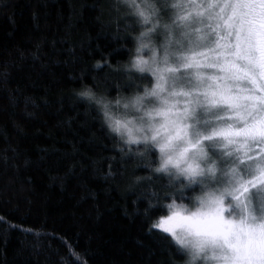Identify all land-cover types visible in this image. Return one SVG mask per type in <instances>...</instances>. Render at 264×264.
Masks as SVG:
<instances>
[{
    "label": "trees",
    "instance_id": "16d2710c",
    "mask_svg": "<svg viewBox=\"0 0 264 264\" xmlns=\"http://www.w3.org/2000/svg\"><path fill=\"white\" fill-rule=\"evenodd\" d=\"M118 3L0 0V71L8 68L0 76V264L190 260L148 232L145 209L159 203L152 192L192 205L201 189L184 190L190 202L179 198L180 184L162 188L168 181L153 179L166 175L153 171L158 151L152 163L142 143L125 145L102 106L78 96L88 86L122 104L152 83L130 66L143 29L129 26ZM134 177L143 183L133 185Z\"/></svg>",
    "mask_w": 264,
    "mask_h": 264
},
{
    "label": "snow or ice",
    "instance_id": "6c2138e0",
    "mask_svg": "<svg viewBox=\"0 0 264 264\" xmlns=\"http://www.w3.org/2000/svg\"><path fill=\"white\" fill-rule=\"evenodd\" d=\"M120 7L129 26L143 29L130 66L154 78L124 103L142 115L118 118L88 86L78 96L101 105L108 127L129 147L142 143L152 163L158 149L153 171L166 175L153 179H166L162 188L180 184L179 198L190 202L184 190L202 192L191 208L177 204L175 192H152L159 203L145 209L148 232L186 249V264H264V0H119ZM144 49L151 55H140ZM7 74L5 64L0 76Z\"/></svg>",
    "mask_w": 264,
    "mask_h": 264
},
{
    "label": "rangeland",
    "instance_id": "374dc122",
    "mask_svg": "<svg viewBox=\"0 0 264 264\" xmlns=\"http://www.w3.org/2000/svg\"><path fill=\"white\" fill-rule=\"evenodd\" d=\"M171 2V0H169ZM151 47V46H150ZM140 55H143V56H150L151 55V52L148 50V49H145L144 53L140 54ZM151 74V73H150ZM154 82V78H152V83ZM151 87V84L149 86V88ZM143 93V91H142ZM141 93V94H142ZM125 103V102H124ZM124 103L120 104V105H116L115 103L114 104H111L109 105L110 107V110L112 111L113 115L117 116L118 118H124V117H139L140 115H142L141 112L137 111L135 108H133L131 105H129V107L126 109L124 108ZM116 109V110H115ZM137 123H139V120L137 119ZM158 151V149H157ZM158 155H159V151H158ZM212 187H217V185H212ZM253 191H256V190H253ZM201 195V194H200ZM261 195V193H257V197L259 198V196ZM197 202L195 201L194 204L192 205H187L189 208L191 207H194L195 204ZM186 250V249H184ZM187 251V250H186ZM188 253V252H187ZM190 257V256H189Z\"/></svg>",
    "mask_w": 264,
    "mask_h": 264
}]
</instances>
